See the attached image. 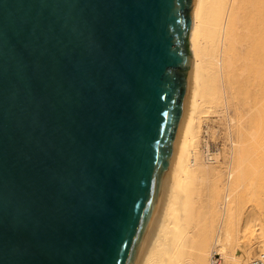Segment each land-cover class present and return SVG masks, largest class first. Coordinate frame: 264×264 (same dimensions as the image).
<instances>
[{"label": "water", "instance_id": "1", "mask_svg": "<svg viewBox=\"0 0 264 264\" xmlns=\"http://www.w3.org/2000/svg\"><path fill=\"white\" fill-rule=\"evenodd\" d=\"M196 1L0 0V264L146 263Z\"/></svg>", "mask_w": 264, "mask_h": 264}, {"label": "bare ground", "instance_id": "2", "mask_svg": "<svg viewBox=\"0 0 264 264\" xmlns=\"http://www.w3.org/2000/svg\"><path fill=\"white\" fill-rule=\"evenodd\" d=\"M189 40L191 95L145 264H250L264 252V0H197Z\"/></svg>", "mask_w": 264, "mask_h": 264}, {"label": "rangeland", "instance_id": "3", "mask_svg": "<svg viewBox=\"0 0 264 264\" xmlns=\"http://www.w3.org/2000/svg\"><path fill=\"white\" fill-rule=\"evenodd\" d=\"M215 128L218 130V132H219V134L217 135V137L215 136V137H211L210 139H209V142H208V145H209V147H210V150L212 151V153H216V152H218L219 151V149L220 150H222L221 148V145H223L222 143V138H223V133H224V131H225V128H224V126L223 125H220V124H217L216 126H215ZM221 134V135H220ZM220 135V136H219ZM221 137V138H220ZM207 146V145H206ZM206 146H205V148H206ZM259 215H260V212H259ZM263 216V215H262ZM257 221H259V216H258V219H257ZM259 251H261V247H260V245H257V244H255L254 245V248H253V251H252V257H254ZM251 257V258H252Z\"/></svg>", "mask_w": 264, "mask_h": 264}, {"label": "built area", "instance_id": "4", "mask_svg": "<svg viewBox=\"0 0 264 264\" xmlns=\"http://www.w3.org/2000/svg\"><path fill=\"white\" fill-rule=\"evenodd\" d=\"M212 264H221V262L218 258H215ZM250 264H264V252H261Z\"/></svg>", "mask_w": 264, "mask_h": 264}]
</instances>
